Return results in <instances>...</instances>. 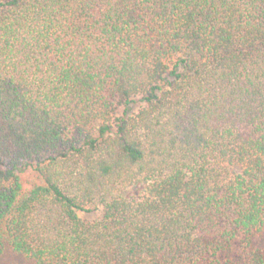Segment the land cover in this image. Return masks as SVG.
I'll list each match as a JSON object with an SVG mask.
<instances>
[{
    "label": "trees",
    "instance_id": "obj_1",
    "mask_svg": "<svg viewBox=\"0 0 264 264\" xmlns=\"http://www.w3.org/2000/svg\"><path fill=\"white\" fill-rule=\"evenodd\" d=\"M263 232L264 0H0V264H264Z\"/></svg>",
    "mask_w": 264,
    "mask_h": 264
},
{
    "label": "rangeland",
    "instance_id": "obj_2",
    "mask_svg": "<svg viewBox=\"0 0 264 264\" xmlns=\"http://www.w3.org/2000/svg\"><path fill=\"white\" fill-rule=\"evenodd\" d=\"M23 181L26 188L31 187V184L36 181V178L30 174L23 175ZM255 246L260 248L264 253V232L257 236ZM25 259L15 254H8L3 260L2 264H23Z\"/></svg>",
    "mask_w": 264,
    "mask_h": 264
}]
</instances>
